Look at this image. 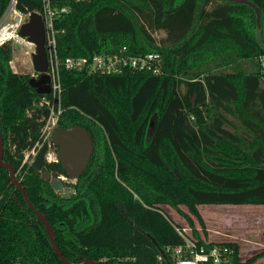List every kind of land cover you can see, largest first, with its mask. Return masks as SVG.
Wrapping results in <instances>:
<instances>
[{
  "label": "trees",
  "instance_id": "obj_1",
  "mask_svg": "<svg viewBox=\"0 0 264 264\" xmlns=\"http://www.w3.org/2000/svg\"><path fill=\"white\" fill-rule=\"evenodd\" d=\"M67 7L54 19L62 112L56 127H85L93 152L63 197L22 162L41 140L52 100L11 69L12 44L0 45V133L28 199L50 222L72 263L174 264L185 245L169 208L203 225L202 204L264 205V0L260 38L254 8L232 0H50ZM9 0H0V16ZM42 0H17L41 12ZM158 32L160 35L155 36ZM158 52V73L67 69L66 57ZM151 124V125H150ZM58 174L59 161L43 160ZM168 207L165 208V207ZM164 207V208H163ZM195 250L221 249L199 264H251L236 242L207 241L193 230ZM166 247H170L167 251ZM186 255L191 254L187 251ZM63 264L45 229L0 166V264ZM90 264V263H87Z\"/></svg>",
  "mask_w": 264,
  "mask_h": 264
},
{
  "label": "built area",
  "instance_id": "obj_2",
  "mask_svg": "<svg viewBox=\"0 0 264 264\" xmlns=\"http://www.w3.org/2000/svg\"><path fill=\"white\" fill-rule=\"evenodd\" d=\"M66 11L67 7L62 6L56 8L52 6L50 0H42L41 12L35 11L41 15L44 27V45L46 46L47 53V68L45 73L49 77L50 91L48 93L51 95L52 100L42 97L41 101L48 104L50 109L41 128V140L36 141L33 146L25 151L22 162L31 163L42 143L50 142L52 133L56 127L57 118L62 112L59 106V95L61 91L59 66L61 62H59L56 54V30L54 28V19L57 15ZM29 13L30 12H23L17 8V0H9L0 16V45L5 43H10L12 45L20 44L21 42L33 45L19 34V28L27 19ZM125 51L126 46H122L118 52L112 54H94L90 58L85 56L76 58L66 57L62 63L67 69H86L89 73H117L125 68L133 70H150L152 73H158V62L160 61V54L158 52H147L143 55L135 56L128 55ZM38 74L39 73L36 72L35 77H37ZM47 151L44 154V159L48 162L56 161L55 155L49 154ZM177 231L185 239V245L184 247L178 246L174 249V264H199L200 261L206 260L209 257H212L215 263H219L221 261V249L225 252L227 251L225 247L221 246L212 247L208 253L204 252L203 248L197 251L195 250V240H192L190 236L185 233L184 228H177ZM169 249L170 247H166L167 251ZM187 251L191 254L190 256L185 254ZM161 263V256L157 255V262L154 264ZM11 264H17V262L13 261Z\"/></svg>",
  "mask_w": 264,
  "mask_h": 264
},
{
  "label": "water",
  "instance_id": "obj_3",
  "mask_svg": "<svg viewBox=\"0 0 264 264\" xmlns=\"http://www.w3.org/2000/svg\"><path fill=\"white\" fill-rule=\"evenodd\" d=\"M244 2L251 5L256 14V35L260 38V10L250 0H232ZM19 34L28 42L32 43L34 48L30 53L33 69L38 72L37 77H30L29 83L39 93H48L50 91L49 77L45 73L47 68V53L44 45V27L41 15L35 11L28 14L27 19L21 24ZM151 125V124H150ZM56 146L55 158L60 162L64 173L58 174L56 171L49 172L40 170L43 165L44 154L47 148ZM3 138L0 133V166L8 170L10 183L13 184L22 194L27 206L34 212L36 217L42 223L45 232L50 240L55 254L60 258L63 264H97L94 261L85 259L80 263L68 261L61 253L56 240L54 230L45 215L38 210L28 199V196L16 178V172L8 160L3 159ZM93 152V138L90 132L83 126L73 125L69 128L62 126L55 127L49 143L43 142L34 156L31 165L36 174L50 182L54 191L62 196H68L71 192L70 187L65 183V178L77 179L85 170Z\"/></svg>",
  "mask_w": 264,
  "mask_h": 264
},
{
  "label": "rangeland",
  "instance_id": "obj_4",
  "mask_svg": "<svg viewBox=\"0 0 264 264\" xmlns=\"http://www.w3.org/2000/svg\"><path fill=\"white\" fill-rule=\"evenodd\" d=\"M154 34L160 35L158 32ZM33 48V45L25 42L12 45L9 65L13 71L35 77L36 71L33 69L30 57ZM47 152L55 155L53 150L49 149ZM65 181L68 184L75 179L66 178ZM165 208L168 209L167 206ZM180 208L191 216L192 225L188 224L184 216L176 210L172 208L168 210L188 236H193V230H196L207 241L236 242L242 260L264 250V205L202 204L197 208L202 216L203 225L188 212L184 205H180ZM251 264H264V255L259 256Z\"/></svg>",
  "mask_w": 264,
  "mask_h": 264
},
{
  "label": "flooded vegetation",
  "instance_id": "obj_5",
  "mask_svg": "<svg viewBox=\"0 0 264 264\" xmlns=\"http://www.w3.org/2000/svg\"><path fill=\"white\" fill-rule=\"evenodd\" d=\"M48 149H50V150H53L54 152L56 151V146H53V147H50V148H47V150ZM46 150V151H47ZM57 161V160H56ZM47 170V171H49V172H52V171H54V170H52V169H46V167L44 166V164L42 165V167H41V169L40 170ZM66 179V178H65ZM65 183H66V181H65ZM67 185V184H66ZM71 193V192H70ZM61 195V194H60ZM62 196V195H61ZM63 197H66V196H63Z\"/></svg>",
  "mask_w": 264,
  "mask_h": 264
}]
</instances>
